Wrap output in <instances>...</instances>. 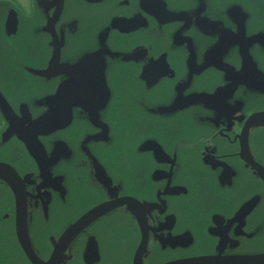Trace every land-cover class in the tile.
<instances>
[{"label": "flooded vegetation", "instance_id": "obj_1", "mask_svg": "<svg viewBox=\"0 0 264 264\" xmlns=\"http://www.w3.org/2000/svg\"><path fill=\"white\" fill-rule=\"evenodd\" d=\"M0 264H264V0H0Z\"/></svg>", "mask_w": 264, "mask_h": 264}, {"label": "water", "instance_id": "obj_2", "mask_svg": "<svg viewBox=\"0 0 264 264\" xmlns=\"http://www.w3.org/2000/svg\"><path fill=\"white\" fill-rule=\"evenodd\" d=\"M40 127H42L41 124H35V125L31 126L29 128V130L27 131V134L26 135H31L33 133V131H35L36 129H39Z\"/></svg>", "mask_w": 264, "mask_h": 264}, {"label": "rangeland", "instance_id": "obj_3", "mask_svg": "<svg viewBox=\"0 0 264 264\" xmlns=\"http://www.w3.org/2000/svg\"><path fill=\"white\" fill-rule=\"evenodd\" d=\"M22 2H25V0H21Z\"/></svg>", "mask_w": 264, "mask_h": 264}]
</instances>
